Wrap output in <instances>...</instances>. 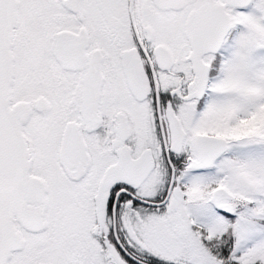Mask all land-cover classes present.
Masks as SVG:
<instances>
[{
	"label": "snow or ice",
	"instance_id": "6c2138e0",
	"mask_svg": "<svg viewBox=\"0 0 264 264\" xmlns=\"http://www.w3.org/2000/svg\"><path fill=\"white\" fill-rule=\"evenodd\" d=\"M0 264H264V0H0Z\"/></svg>",
	"mask_w": 264,
	"mask_h": 264
}]
</instances>
